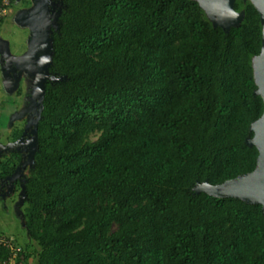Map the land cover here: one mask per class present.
Segmentation results:
<instances>
[{"label": "trees", "instance_id": "1", "mask_svg": "<svg viewBox=\"0 0 264 264\" xmlns=\"http://www.w3.org/2000/svg\"><path fill=\"white\" fill-rule=\"evenodd\" d=\"M53 1L64 79L45 84L17 263L264 264L261 206L193 191L255 167L257 18L224 31L193 0ZM18 161L0 157V182Z\"/></svg>", "mask_w": 264, "mask_h": 264}, {"label": "water", "instance_id": "2", "mask_svg": "<svg viewBox=\"0 0 264 264\" xmlns=\"http://www.w3.org/2000/svg\"><path fill=\"white\" fill-rule=\"evenodd\" d=\"M193 1L197 2L205 12L213 27L228 31L231 27L240 25L242 15L232 10L233 0ZM30 2V8L19 11L14 16L15 23L29 32L26 50L21 55H12L8 42L0 40V80L4 91L13 92L26 77L31 78L25 97L26 106L20 112L11 114L10 124L25 118L21 136L13 143L6 145L0 143V155L13 146H16V152L21 153V161L4 179L9 185L7 191L0 194L1 199L13 195V183H19L18 199L13 210L20 219L22 218L20 209L26 199L25 179L22 175L27 167L33 165L34 156L38 150L37 127L45 95V84L47 81L58 82L64 79L49 73L54 53L52 32L59 28L58 17L61 4L53 0H30ZM260 2L261 0H254L262 15ZM252 68L256 85L255 94L263 103L261 116L249 128L253 135L248 145L253 146L257 151L255 167L247 174L239 175L218 185H210L206 182L198 184L193 191L196 194L205 193L216 198H233L260 205L264 216V46L260 54L252 59Z\"/></svg>", "mask_w": 264, "mask_h": 264}, {"label": "rangeland", "instance_id": "3", "mask_svg": "<svg viewBox=\"0 0 264 264\" xmlns=\"http://www.w3.org/2000/svg\"><path fill=\"white\" fill-rule=\"evenodd\" d=\"M30 6V0H13V2L10 4V8L8 9L6 19L0 27V40L8 42L9 51L12 55H20L27 48V38L29 32L26 28L20 27L15 23L14 16L19 11L30 8ZM30 83L31 78L26 77L20 84L23 95H27ZM21 101L22 99L20 100L14 98L11 92H8L7 95L4 93L2 102L0 103V129L4 131L9 130L12 116L11 114H6L5 111L18 107L20 104H22ZM23 103L25 105L26 101ZM95 137L96 136H91L92 139ZM6 207V209L2 208L0 210V236L9 239L12 243L18 245V247H22L27 241V238L25 230L22 227L21 219L16 216L13 210V203L9 204L6 202Z\"/></svg>", "mask_w": 264, "mask_h": 264}, {"label": "flooded vegetation", "instance_id": "4", "mask_svg": "<svg viewBox=\"0 0 264 264\" xmlns=\"http://www.w3.org/2000/svg\"><path fill=\"white\" fill-rule=\"evenodd\" d=\"M260 5L262 6V15H260L259 10L254 3V0H233V2H232V10L236 14L242 15V20H241L240 24L245 19L247 13L251 17L252 20H254L253 18H255V17L257 18L258 26L260 29V49H259V53L256 56H258L260 54L262 47L264 46V0H261ZM204 14H205V12H204ZM218 28H220V27H218ZM20 100H21V98H20ZM21 102H22V104H20L18 107H16V109L13 112L18 113V112H20V110H22L26 106V103H25V105L23 103L24 101H21ZM24 120H25V118H22L16 122L10 124L9 130L8 131L5 130L6 133L9 132V136L6 138L0 137V143L3 145H6V144L13 143L16 140H18V138L21 136V133H22ZM1 131H3V130L1 129ZM14 132H16V133H14ZM16 134H17V136H14ZM10 154H17L19 156V161L17 162V165H18L19 162L21 161V153L16 152V146H13L11 149L7 150L6 152H2L0 157L1 156H9ZM28 168L29 167H27L23 171V175H22L23 178H25V173L27 172ZM1 182L2 183H0V194H3L7 191L9 185L5 181H1ZM13 185H14L13 195L11 194L9 196H6L3 199L0 198L1 208H5V209L7 208L6 202H8L9 204H12L11 203V201H12L13 205H14L15 202L17 201L18 193H19V183L14 182ZM11 196H14L13 200L9 199Z\"/></svg>", "mask_w": 264, "mask_h": 264}, {"label": "built area", "instance_id": "5", "mask_svg": "<svg viewBox=\"0 0 264 264\" xmlns=\"http://www.w3.org/2000/svg\"><path fill=\"white\" fill-rule=\"evenodd\" d=\"M10 8V0H0V20L7 15ZM0 245L5 247L9 254L6 259L2 260L0 264H18V257L20 253V247L14 245L9 239L0 236Z\"/></svg>", "mask_w": 264, "mask_h": 264}, {"label": "crops", "instance_id": "6", "mask_svg": "<svg viewBox=\"0 0 264 264\" xmlns=\"http://www.w3.org/2000/svg\"><path fill=\"white\" fill-rule=\"evenodd\" d=\"M5 19H6V16H5V18H4V20H3V22L5 21ZM3 22L0 24V27L2 26V24H3ZM21 55V54H20ZM18 56V55H17ZM21 84V83H20ZM20 84H19V86H18V88L15 90V91H13V92H11L12 93V96L14 97V98H17V99H22V101H25V97H26V95H23L22 94V89H21V87H20ZM2 90V91H1ZM20 92V93H19ZM4 93L7 95V93L8 92H6V91H4V89L2 88V86H1V80H0V103L2 102V99H3V95H4ZM19 93V94H18ZM16 108H13L12 110L11 109H9V110H7V111H5V113L7 114H12V112L15 110ZM11 110V111H10ZM0 112H1V110H0ZM3 112V111H2ZM14 113V112H13ZM17 121V120H16ZM16 121H13L12 123H14V122H16ZM9 136V132L8 133H6V131H1V129H0V137H2V138H6V137H8ZM13 198H14V196H11L9 199H11V200H13ZM11 203H13L12 201H11Z\"/></svg>", "mask_w": 264, "mask_h": 264}]
</instances>
